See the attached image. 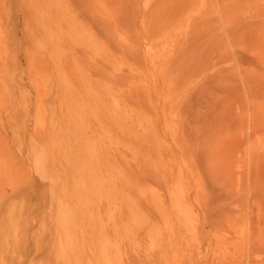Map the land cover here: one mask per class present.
Masks as SVG:
<instances>
[{"label": "rangeland", "instance_id": "374dc122", "mask_svg": "<svg viewBox=\"0 0 264 264\" xmlns=\"http://www.w3.org/2000/svg\"><path fill=\"white\" fill-rule=\"evenodd\" d=\"M0 264H264V0H0Z\"/></svg>", "mask_w": 264, "mask_h": 264}, {"label": "bare ground", "instance_id": "6f19581e", "mask_svg": "<svg viewBox=\"0 0 264 264\" xmlns=\"http://www.w3.org/2000/svg\"><path fill=\"white\" fill-rule=\"evenodd\" d=\"M131 96V95H130ZM145 203V205H152L154 203V200L153 199H146L144 201H142Z\"/></svg>", "mask_w": 264, "mask_h": 264}]
</instances>
